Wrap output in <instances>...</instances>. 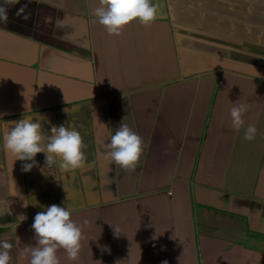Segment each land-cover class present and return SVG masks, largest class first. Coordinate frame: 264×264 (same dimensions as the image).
Wrapping results in <instances>:
<instances>
[{"label": "crops", "instance_id": "crops-1", "mask_svg": "<svg viewBox=\"0 0 264 264\" xmlns=\"http://www.w3.org/2000/svg\"><path fill=\"white\" fill-rule=\"evenodd\" d=\"M154 2V22H129L119 35L95 17L100 0L8 8L0 124L42 115L45 132L74 127L91 175L58 160L44 167L40 153L24 172L0 150V238L13 245L11 264H30L37 246L31 224L42 209L23 206L31 195L64 204L82 230L78 259L60 248L59 264H264V0ZM241 104L236 131L229 112ZM120 124L142 139L134 171L104 159L106 127Z\"/></svg>", "mask_w": 264, "mask_h": 264}, {"label": "clouds", "instance_id": "clouds-1", "mask_svg": "<svg viewBox=\"0 0 264 264\" xmlns=\"http://www.w3.org/2000/svg\"><path fill=\"white\" fill-rule=\"evenodd\" d=\"M20 0H0V23L8 20L7 10ZM24 8L17 10V15ZM158 5L154 0H100V6L94 10L98 22L106 28L108 34L119 35L129 22L137 21L149 25L157 19ZM246 106L241 104L230 109L232 128L239 131L244 127L243 115ZM65 111V110H64ZM46 116H23L11 124H0V150L11 154L15 160L21 161L22 171L28 172L39 164L35 157L44 155V167L51 166L58 160L62 171L71 172L86 167V156L81 134L74 127L65 123L51 126L45 132ZM106 127V126H105ZM108 129V143L104 159L121 169L134 171L142 154V139L127 124H120L113 132ZM255 125H248L244 131V139H255ZM25 202L26 208L31 204L42 211L35 214L31 229L34 232L36 247L31 250L30 264H59L57 250L62 248L68 259L76 260L81 248L82 230L71 219V210L67 207L52 204L42 205L31 195ZM22 221L24 216H19ZM13 247L5 238H0V264H11L9 250ZM167 264V262H164Z\"/></svg>", "mask_w": 264, "mask_h": 264}, {"label": "trees", "instance_id": "trees-1", "mask_svg": "<svg viewBox=\"0 0 264 264\" xmlns=\"http://www.w3.org/2000/svg\"><path fill=\"white\" fill-rule=\"evenodd\" d=\"M252 63H254V65H256V64H260V60H257V59H254V58H253Z\"/></svg>", "mask_w": 264, "mask_h": 264}, {"label": "rangeland", "instance_id": "rangeland-1", "mask_svg": "<svg viewBox=\"0 0 264 264\" xmlns=\"http://www.w3.org/2000/svg\"><path fill=\"white\" fill-rule=\"evenodd\" d=\"M82 170H83L82 174L84 173V175H88V176H90V177H91V175H90V174H87V173H85L84 169H82ZM74 173H75V172H74ZM90 177H89V179H90Z\"/></svg>", "mask_w": 264, "mask_h": 264}]
</instances>
